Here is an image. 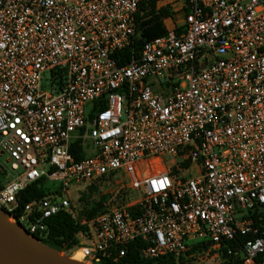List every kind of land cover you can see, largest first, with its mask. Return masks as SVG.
<instances>
[{
    "label": "built area",
    "instance_id": "built-area-1",
    "mask_svg": "<svg viewBox=\"0 0 264 264\" xmlns=\"http://www.w3.org/2000/svg\"><path fill=\"white\" fill-rule=\"evenodd\" d=\"M145 1L0 0V210L43 238L71 215L88 264L135 242L145 261L264 264V0H159L165 34L137 52ZM109 179L139 197L81 218L72 189Z\"/></svg>",
    "mask_w": 264,
    "mask_h": 264
},
{
    "label": "trees",
    "instance_id": "trees-1",
    "mask_svg": "<svg viewBox=\"0 0 264 264\" xmlns=\"http://www.w3.org/2000/svg\"><path fill=\"white\" fill-rule=\"evenodd\" d=\"M159 0H147L145 1L137 14V24H138V35L139 39L137 41V47L135 48L139 52L145 42L150 41L154 38L162 36L165 34L162 20L169 17V11L163 9L160 11L156 10V5ZM131 48L126 49L124 52L115 55L117 60H121V65H126L131 60ZM77 150L76 159L77 161L82 160L85 155L81 152L80 146L77 144L73 148ZM42 182H40L41 184ZM40 184H34L28 187L22 194L20 198V208L12 216L15 217L18 221L21 212L25 205L34 201L43 199L46 197V194L42 191ZM2 188V182L0 181V190ZM91 191H94L95 188L90 186ZM104 206V202L100 201L97 206L88 213L89 217L97 214ZM48 232L47 235L43 238L38 234L34 235V238L40 241L42 244L64 254L69 249L75 245V235L81 230L79 224L73 219V217L66 213H60L47 221ZM251 237H248L245 240H249ZM141 245L138 242H135L130 247L128 255L120 260L118 263H112L110 261L103 262L101 264H175V260L170 257H162L157 260L145 261L140 257L139 249ZM222 264H241V257H233L227 255V249L221 251Z\"/></svg>",
    "mask_w": 264,
    "mask_h": 264
},
{
    "label": "water",
    "instance_id": "water-1",
    "mask_svg": "<svg viewBox=\"0 0 264 264\" xmlns=\"http://www.w3.org/2000/svg\"><path fill=\"white\" fill-rule=\"evenodd\" d=\"M10 220L0 210V264H83L42 244Z\"/></svg>",
    "mask_w": 264,
    "mask_h": 264
},
{
    "label": "rangeland",
    "instance_id": "rangeland-1",
    "mask_svg": "<svg viewBox=\"0 0 264 264\" xmlns=\"http://www.w3.org/2000/svg\"><path fill=\"white\" fill-rule=\"evenodd\" d=\"M182 17L178 16L177 21H179ZM167 27L172 28L171 22L167 23ZM51 79V74L46 73L43 76V82L45 86L48 84V82ZM197 173V171L195 172ZM95 188L94 191H91L89 188L90 186L82 187L80 191H78L79 187H75L72 189V200L77 205V210L79 212V215L81 218L87 217L88 213L91 212L97 204L108 198V196H115L117 195V198H120L124 196V198L128 199H136L139 197L138 192H133L128 189H121V185L116 182V180H105L103 182H99L96 184L91 185ZM50 187H58V185L50 186ZM64 256L69 255L67 252L62 254ZM81 258V262L83 264H88L87 262L82 260V256L78 255ZM73 257V256H70ZM223 260L221 255H216L214 252L204 255H197L195 257L187 258L183 262H180V264H222Z\"/></svg>",
    "mask_w": 264,
    "mask_h": 264
},
{
    "label": "bare ground",
    "instance_id": "bare-ground-1",
    "mask_svg": "<svg viewBox=\"0 0 264 264\" xmlns=\"http://www.w3.org/2000/svg\"><path fill=\"white\" fill-rule=\"evenodd\" d=\"M11 223H14L12 220H10ZM79 255V254H78ZM77 254L74 255L73 257H70L71 260L76 261V262H81V258L80 256H78Z\"/></svg>",
    "mask_w": 264,
    "mask_h": 264
}]
</instances>
